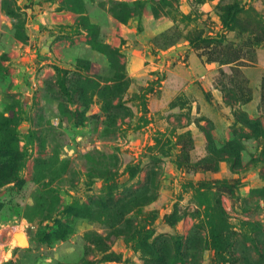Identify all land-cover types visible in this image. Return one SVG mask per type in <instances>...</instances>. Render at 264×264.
<instances>
[{"label":"rangeland","instance_id":"rangeland-1","mask_svg":"<svg viewBox=\"0 0 264 264\" xmlns=\"http://www.w3.org/2000/svg\"><path fill=\"white\" fill-rule=\"evenodd\" d=\"M11 261L264 264V0H0Z\"/></svg>","mask_w":264,"mask_h":264},{"label":"trees","instance_id":"trees-1","mask_svg":"<svg viewBox=\"0 0 264 264\" xmlns=\"http://www.w3.org/2000/svg\"><path fill=\"white\" fill-rule=\"evenodd\" d=\"M238 8H239L238 4L232 6L231 12H236ZM41 203H43V202L41 201ZM41 203H39V204H41ZM207 214H208L209 219L211 220V223H212V231H213V235L215 238L216 251H217V255L220 258L221 257V250H222V242H221V238H220V232L217 228V221H216L215 216L213 215V213H211L210 210L208 211ZM13 263H14V261H11V262L6 263V264H13Z\"/></svg>","mask_w":264,"mask_h":264},{"label":"bare ground","instance_id":"bare-ground-1","mask_svg":"<svg viewBox=\"0 0 264 264\" xmlns=\"http://www.w3.org/2000/svg\"><path fill=\"white\" fill-rule=\"evenodd\" d=\"M19 238L21 241H25L27 239V236L23 231H19Z\"/></svg>","mask_w":264,"mask_h":264}]
</instances>
